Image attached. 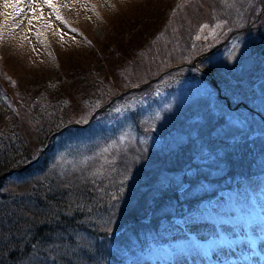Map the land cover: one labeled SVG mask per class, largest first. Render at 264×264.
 <instances>
[{
	"label": "trees",
	"instance_id": "1",
	"mask_svg": "<svg viewBox=\"0 0 264 264\" xmlns=\"http://www.w3.org/2000/svg\"><path fill=\"white\" fill-rule=\"evenodd\" d=\"M130 6L99 14L98 41L79 33L64 46L45 34L40 63L15 65L0 51V176L15 170L0 179V264H138L148 244L187 234L200 204L222 190L231 206L242 202L240 190L264 175V160L254 162L264 157L263 127L250 139L215 137L219 153L200 150L231 119L211 107L228 110L219 96L230 83L264 95V63L224 54L240 40L249 53L264 41V0ZM195 68L219 96L203 74L207 89L168 78ZM188 101L195 106L182 108ZM103 150L108 160L97 164Z\"/></svg>",
	"mask_w": 264,
	"mask_h": 264
},
{
	"label": "rangeland",
	"instance_id": "2",
	"mask_svg": "<svg viewBox=\"0 0 264 264\" xmlns=\"http://www.w3.org/2000/svg\"><path fill=\"white\" fill-rule=\"evenodd\" d=\"M131 2L132 0H53L56 10L62 17L58 20L53 9L43 6V0H23L21 5L23 12L4 23L5 16L2 13L11 12L12 9L5 10L3 0H0V51L7 54L6 58L9 62L14 61L15 65H17V59L29 64L32 58L40 63L44 60L42 53L45 50L43 44L45 34H48L52 40L55 38L58 42L60 41L59 44L64 46L75 42L80 37L79 33L85 34L93 41H98L103 35L102 27L97 21L99 14L108 15L110 12L113 14L121 9L124 12L129 11L130 8L132 9ZM36 5L40 7H36L34 13L32 7ZM79 27L81 31L75 29ZM245 43L247 42L242 40L233 43L232 51L225 52V57L230 62H235V58L241 55L245 58L249 57L248 63L263 64L264 60L251 59L250 55L257 49L249 53L244 48ZM261 44L264 45V41H261ZM199 74L201 73H197V70L191 73L188 69H180L168 75V78H171L173 83L175 80L182 83L190 81L206 88L207 84ZM225 99L229 103H235L236 106L233 109L230 106L228 110H225L220 106L211 105L216 113L231 119L218 128L219 134L213 130L212 136L205 137L206 142L201 143L203 146L200 145V150L206 155L209 153L205 151V148L212 142H216L217 147L211 153H219L221 143L214 140L215 137L233 135V139H238L240 137L238 134H247L250 139L260 135L262 127L264 129V95L258 94L254 87L241 82H232L227 88ZM195 104L188 101L182 108L194 107ZM250 127L253 130L250 131ZM106 155V151H101L96 163L107 162ZM85 159V157L78 158L74 167L84 163ZM263 160L264 157L256 158L254 162L261 166ZM61 161L62 159L58 158V162ZM240 191L243 201L239 199L242 202L237 203L235 200L236 204L233 206L227 200L229 195L223 190L216 193V198L200 204L198 210L202 215L199 214L197 217L195 214V217H191L186 222L187 234L169 236L164 244L157 246L148 244L145 258L141 257L138 264H236L237 258L234 254L239 256L243 254L240 256L241 262L237 264H256L251 262L253 255L264 259V245H262L264 241V175L251 178L247 182V187ZM175 223L182 229L177 220ZM227 255H231V259L227 260L225 258ZM257 264H264V262L258 261Z\"/></svg>",
	"mask_w": 264,
	"mask_h": 264
},
{
	"label": "snow or ice",
	"instance_id": "3",
	"mask_svg": "<svg viewBox=\"0 0 264 264\" xmlns=\"http://www.w3.org/2000/svg\"><path fill=\"white\" fill-rule=\"evenodd\" d=\"M22 3H23V0H3L4 9L5 10L12 9L11 12L5 11L4 13H2V15L5 16L4 23H7V20L9 18L19 16L23 12V7L21 6ZM43 6H47L48 8L53 9V11L55 12L56 18L58 20L62 19L59 12L56 10V4L53 3V0H43ZM36 7H40V6L36 5L32 7V10L34 13L36 11ZM41 11H42V8H41ZM29 23H31V21H29ZM204 27H207V25H205Z\"/></svg>",
	"mask_w": 264,
	"mask_h": 264
},
{
	"label": "water",
	"instance_id": "4",
	"mask_svg": "<svg viewBox=\"0 0 264 264\" xmlns=\"http://www.w3.org/2000/svg\"><path fill=\"white\" fill-rule=\"evenodd\" d=\"M255 42H256V43H259V39H256ZM251 57H252V58L258 57V58L264 60V48H260V49H258L254 54L251 55ZM152 81H153V80H151V81L147 82L146 84H144V85L142 86V88L145 87L147 84H149V83L152 82ZM108 105H109V103H107V104H105L104 106H102V107L96 109V110L90 115V117L88 118L87 123H89V122L95 117L96 114H98V113L101 112L102 110L106 109V107H107ZM87 123H86L85 125H87ZM216 147H217V143H216V142H212L211 144H209V145L206 147V151H207V152H212V151H214V149H216ZM26 166H27V165L22 166V167H21L19 170H17V171L23 170L24 168H26ZM14 171H15V170L9 171L8 173H5V174L1 175L0 178H3V177H5L6 175H8V174H10L11 172H14Z\"/></svg>",
	"mask_w": 264,
	"mask_h": 264
},
{
	"label": "bare ground",
	"instance_id": "5",
	"mask_svg": "<svg viewBox=\"0 0 264 264\" xmlns=\"http://www.w3.org/2000/svg\"><path fill=\"white\" fill-rule=\"evenodd\" d=\"M262 245H264V241H263ZM252 257L254 258V260H255L256 262H258V261L261 262V263L264 262V259H263V258H259V257L256 256V255H253Z\"/></svg>",
	"mask_w": 264,
	"mask_h": 264
}]
</instances>
